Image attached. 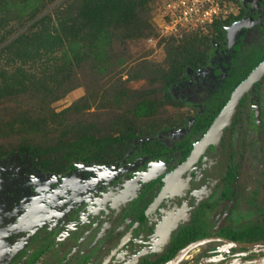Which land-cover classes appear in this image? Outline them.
<instances>
[{
    "label": "rangeland",
    "instance_id": "obj_1",
    "mask_svg": "<svg viewBox=\"0 0 264 264\" xmlns=\"http://www.w3.org/2000/svg\"><path fill=\"white\" fill-rule=\"evenodd\" d=\"M72 1H42L37 17L55 15ZM231 1L228 13L217 22L225 31L239 20L255 17L257 10L264 19V0ZM157 2L149 0L138 8L142 24H153L144 35L127 38L115 31L105 50L90 52L71 67L61 53L39 59L29 66L43 78L35 89L0 96V222L14 232L5 243L27 247L37 231L36 222H59L66 212L70 222L50 230L58 239L56 251L73 247L79 260L91 256L90 264H100L109 251L93 257L107 236L117 244L132 225L135 207L171 172L166 167L141 184L147 168L180 153L176 141L203 111L214 117L231 86L256 57L264 55V30L257 25L241 28L232 54L222 60L219 50L227 33L221 38L216 28L162 32L155 21ZM29 10L15 6L8 17L0 18V67L9 60L3 45L33 23ZM213 68L217 74L225 72L227 90L220 91L218 98L208 97L207 108L187 103L180 95L182 86ZM256 92H248L240 105L228 130L226 149L211 163L190 168L136 227L141 237L134 235L111 264H154L175 239H190L189 247L205 238L190 247L178 264L262 260L258 255L264 246L237 247L219 235L220 230H239L264 216V78ZM86 135L102 145L94 157L78 147ZM80 213L84 218L90 215L91 220L76 225ZM96 219L99 230L89 234ZM207 229L211 235L198 236ZM184 248L164 264L179 260ZM136 249L140 253L135 258ZM244 250L257 258H235ZM58 258L52 257L51 263Z\"/></svg>",
    "mask_w": 264,
    "mask_h": 264
},
{
    "label": "trees",
    "instance_id": "obj_2",
    "mask_svg": "<svg viewBox=\"0 0 264 264\" xmlns=\"http://www.w3.org/2000/svg\"><path fill=\"white\" fill-rule=\"evenodd\" d=\"M42 1L45 0H0V18L8 17L15 6L30 8L28 18H35L27 31L21 32L3 45L2 52L7 53L9 60L7 66L0 67V96L35 89L43 78L31 72L29 66L39 59L61 53V58H64L67 66L71 67L86 59L90 52L93 54L105 50L111 43L115 31L125 33L124 37L129 38L144 35L145 30L153 25L150 22L143 25L138 14V8L146 6L149 0H73L55 15L48 13L37 17L42 11ZM215 28L221 38L226 35L225 28H221L218 23L214 25L213 30ZM69 76L70 73L66 74L65 78ZM235 85L231 86L230 91ZM206 121L205 114L198 118L186 138L179 140L184 141L183 146L189 137L202 129ZM99 143L86 135L81 138L78 147L84 155L88 153L94 157L101 152L102 145ZM22 148L28 149L26 146ZM188 154L189 149L184 150L178 159L182 160ZM155 191L154 188L151 193ZM148 203L149 201L146 202ZM219 233L236 241L264 243V216L239 230L223 229ZM211 234L212 231L207 229L198 236L207 237ZM189 240L172 241L154 264L172 261L176 254L189 244ZM242 253L249 256L248 258H257L255 253L247 250ZM258 257L264 259V250L259 252Z\"/></svg>",
    "mask_w": 264,
    "mask_h": 264
},
{
    "label": "flooded vegetation",
    "instance_id": "obj_3",
    "mask_svg": "<svg viewBox=\"0 0 264 264\" xmlns=\"http://www.w3.org/2000/svg\"><path fill=\"white\" fill-rule=\"evenodd\" d=\"M257 12L258 13L255 17L245 18V19H247V22L241 28H243L245 26L257 25L260 29L264 30V19L260 16L261 11L257 10ZM240 29L238 30V32L236 34V38L234 39V43L231 46H228V47L225 46V45H227V43L229 41L228 37H227V40H225L220 45V50H219L220 56L219 57L221 58V60L224 59L225 57L227 58L228 55L232 54L233 49L236 47L235 43L237 42L236 39H237V36L240 32ZM226 33H227V28H226ZM263 59H264V55H261L260 57L258 56L255 58V60H253L254 63H252L248 66L249 69L247 71H245L246 73H243L244 76L241 78V80H239L237 82V84L231 90V93L228 95L227 100L220 106V108L218 109V111L214 115V117L210 118V116H209V114H207L206 110L202 112L201 115L205 114V116H207V121H206L207 123L205 125H203L202 129H199L192 137H189V140L188 141L186 140L185 141L186 144L183 146L184 141L180 142L179 140L186 138V136L192 130L197 119L194 120L193 125L189 129V131L187 133H185L184 136L180 137V139H178L176 141V144L181 148V152L176 154V155L172 154V156H168V157L164 158V160L160 161L159 163H161L162 165L159 168V171L156 172L154 175H157L162 170H164L166 167L167 168L170 167L171 172H172L178 164H180L183 160H185L191 154L194 144L207 131V129L209 128V126L211 125V123L213 122L215 117L219 114V112L221 111L223 106L229 100L234 89L245 79V77L251 72V70L253 68H255ZM218 66L216 65V67H218ZM220 67H221V65H220ZM224 76H225V72L221 73V74H217V72L215 71V68H213L211 71L210 70L209 71H201L191 83H188V84L182 86V88L180 89V95H181V97L186 99L187 103H189L191 105L204 106V107L206 106V108H207L209 103H206L205 100L208 97L209 98L210 97L218 98L220 96L219 94H221L220 91L224 92L227 90V87H226L227 82L224 80L225 79ZM259 82H261V80ZM259 82L257 84H255L248 92H250V93L255 92L257 95L256 88H257ZM246 94L243 97L241 104L245 101ZM199 96H201V98ZM256 112H257V115H260L258 106H256ZM234 120H233V122H234ZM233 122L231 123V125L233 124ZM231 125L226 127V129L222 132V135H221L219 142L216 144H211L210 146H208L205 153L200 157L199 161L196 164H194L193 166L198 165L200 167L201 162L203 164L204 163L206 164L208 162L211 163L214 160V158H216V155L219 154V152L221 150L226 149L225 147L230 142V136L231 135L228 133V130L231 127ZM187 149H189V154L185 158H183L182 160H179L178 157L180 156V154L183 153L184 150H187ZM200 173L203 176L205 173V169ZM153 176L148 178L147 181L148 182L151 181V178ZM164 183L159 185L160 187L158 186V188H155L156 191L154 193H151L152 192V190H151V192H149L151 194H149L148 196L145 197L144 202L141 201L135 207V210L130 215L132 217V220H133L132 225L127 230H125V232L122 234V237H120L119 242L117 244H113L114 238L110 239L111 236H107V238L105 239V241H106L105 244L101 245V247L94 254V257H93L94 259L99 258L100 255H102V257H103V253L105 251H109V253L106 256H104V258L102 259V262H100V264H111L113 262V259L115 258V256L117 254H119V252L121 250H123L125 248L124 247L125 244L127 242H129V240L134 239L133 238L134 235L137 237H139L141 235V233H142L141 229H139L137 232L136 227L139 225L140 222L143 221L144 217L147 216V214L158 205V204H156L152 209H149L150 205H152L153 202L155 201L157 194L163 188ZM141 184H143V183H141ZM124 189H125V187L122 188L123 191H124ZM153 190H154V188H153ZM125 195L123 194L122 198H125ZM104 199L107 200V198H104ZM148 201H149V203L146 204V202H148ZM77 206H79V204ZM78 211L80 212L81 209H79ZM63 213H64V215L61 214V217H62V220L64 219L63 220L64 222L62 220H60L59 222H54L53 221L54 219L52 221L49 219L48 220L46 219L45 221H43V224L40 222L39 223L36 222V224L38 225V228H36L37 231L33 235V240L27 247H25L23 249L19 248L18 244L17 245H14V244L9 245L8 243H5V241L8 240L7 238H9L10 236L12 237L14 232H11V231L5 229L6 227H9V224H5L3 222H0V264H90V260L88 261V259H91L92 257L89 256V257H87L86 260H79L77 251H75V249L73 247L70 250H68L67 252H65V250H63V249L56 251L55 243H56V241H58V239H57V237L56 238L52 237L53 234H52V231H50V230L59 229L60 227H62L63 223L66 224L65 222H70V220L66 217L68 214H66V212H63ZM85 217L86 218H84L83 215H81V213H80V217L77 220L78 224H76V225H80L82 223L83 219L91 220L90 215H88V216L86 215ZM17 220H18V216H17ZM50 222H53V224H50ZM17 223L18 222H16L15 224H17ZM100 225H101L100 221L98 219H96L95 226L93 228H91L89 234L90 233L95 234L97 232V230H99ZM108 231H109V229H107V232ZM219 235L221 237H225L224 235H221L220 233H219ZM142 236H143V234H142ZM81 240H84V237ZM85 241H87L86 238H85ZM137 241L141 242L143 240L137 238ZM170 244H171V242L164 248L163 251H165ZM6 249L9 250L7 253H5ZM135 251L136 252H135L134 257L136 258V255L138 253H140L139 252L140 250L138 251L136 249ZM58 253H60L61 255H59ZM54 256H58L59 258L56 260V262L51 263L52 257H54ZM231 256H230V258H231ZM234 256H235V258L238 257L239 259L247 257V256L243 255L242 251L239 252L238 254H234ZM242 256H244V257H242Z\"/></svg>",
    "mask_w": 264,
    "mask_h": 264
},
{
    "label": "water",
    "instance_id": "obj_4",
    "mask_svg": "<svg viewBox=\"0 0 264 264\" xmlns=\"http://www.w3.org/2000/svg\"><path fill=\"white\" fill-rule=\"evenodd\" d=\"M247 19L237 21L232 27L227 28L229 41L226 47L231 46L234 43V39L236 38V34L238 30L246 24ZM264 78V59L251 70V72L245 77V79L234 89L229 100L223 106L219 114L215 117L207 131L203 134V136L194 144L191 154L183 160L180 164H178L175 169L168 174L166 181L164 183L163 188L157 194L155 201L152 205H150L149 209H152L156 204H159L165 196L168 194L167 192L174 186V184L194 165L196 164L200 157L205 153L208 146L211 144H216L219 142L222 132L226 129V127L230 126L233 120L235 119L237 110L242 102L245 94L260 80ZM161 163L153 164L144 172L142 178L140 179V183H145L148 178L153 176L156 171L161 167ZM226 238V237H221ZM229 243L233 246L242 247L245 245H262L264 243L260 242H241L232 240L229 238ZM205 239H201L196 241L189 247H185L184 249H190V247L205 241ZM224 240V239H223ZM226 241V240H225ZM251 264H264V259L255 261Z\"/></svg>",
    "mask_w": 264,
    "mask_h": 264
},
{
    "label": "built area",
    "instance_id": "obj_5",
    "mask_svg": "<svg viewBox=\"0 0 264 264\" xmlns=\"http://www.w3.org/2000/svg\"><path fill=\"white\" fill-rule=\"evenodd\" d=\"M155 21L162 32L191 28L210 32L232 5L231 0H158Z\"/></svg>",
    "mask_w": 264,
    "mask_h": 264
},
{
    "label": "bare ground",
    "instance_id": "obj_6",
    "mask_svg": "<svg viewBox=\"0 0 264 264\" xmlns=\"http://www.w3.org/2000/svg\"><path fill=\"white\" fill-rule=\"evenodd\" d=\"M158 171H159V169H158L156 172H158ZM178 181H179V180H178ZM178 181H177V182H178ZM177 182H176V183H177ZM176 183H175V184H176ZM175 184H174V186H175ZM174 186H173V187H174ZM173 187H172V188H173ZM172 188H171V189H172ZM171 189H170V190H171ZM170 190H169V191H170ZM169 191H168L167 193H169ZM187 251H188V249H183V250H182V255H181L182 257H181L179 260L174 261L173 263H174V264H178L179 261H181L183 258H185L186 254H187ZM173 263H172V264H173Z\"/></svg>",
    "mask_w": 264,
    "mask_h": 264
}]
</instances>
